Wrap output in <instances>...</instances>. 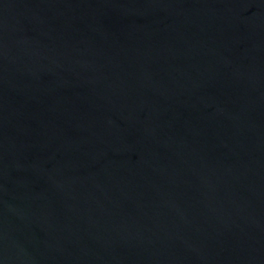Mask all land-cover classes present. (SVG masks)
I'll use <instances>...</instances> for the list:
<instances>
[{
  "label": "water",
  "instance_id": "water-1",
  "mask_svg": "<svg viewBox=\"0 0 264 264\" xmlns=\"http://www.w3.org/2000/svg\"><path fill=\"white\" fill-rule=\"evenodd\" d=\"M0 264H264V0H0Z\"/></svg>",
  "mask_w": 264,
  "mask_h": 264
}]
</instances>
